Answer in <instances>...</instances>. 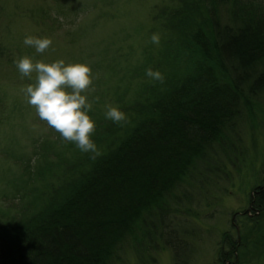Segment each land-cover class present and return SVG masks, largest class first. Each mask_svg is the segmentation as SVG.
I'll return each instance as SVG.
<instances>
[{
	"label": "trees",
	"instance_id": "obj_1",
	"mask_svg": "<svg viewBox=\"0 0 264 264\" xmlns=\"http://www.w3.org/2000/svg\"><path fill=\"white\" fill-rule=\"evenodd\" d=\"M226 1L245 10L241 18L230 12L223 23L214 6L206 15L199 2L193 14L195 0L149 6V20L140 27L146 40L137 45L140 61L131 43L125 54L121 45L111 51L125 61L118 71L126 85L114 107L127 115V123L99 119L98 110L91 111L90 139L102 155L93 160L92 153L61 138L41 154L45 169L31 171L33 165L24 163L18 209L0 207V264H114L127 238L144 256L155 237L171 230L174 190L191 172L201 180L223 173L227 161L240 164L246 154L234 127L241 110L249 115L264 96V0ZM153 31L160 36L158 48ZM149 68L160 71L164 82L151 80ZM126 86L135 95L124 102ZM260 179L249 204L264 202V174ZM61 193L63 201L50 209L49 200ZM7 196L14 198L13 192Z\"/></svg>",
	"mask_w": 264,
	"mask_h": 264
},
{
	"label": "rangeland",
	"instance_id": "obj_2",
	"mask_svg": "<svg viewBox=\"0 0 264 264\" xmlns=\"http://www.w3.org/2000/svg\"><path fill=\"white\" fill-rule=\"evenodd\" d=\"M171 1L0 0V207L19 205L16 189H21L24 181L21 174L24 163L33 165L29 168L31 171L45 169L39 165L44 159L40 158L41 154L51 144L59 146L57 142L62 138L38 117L35 107L27 103L22 89L34 83L35 73L33 79L26 82L27 77L22 76L15 61L27 56L34 64L63 60L64 66L87 65L92 78L89 89L94 91L81 93L92 103V109L86 114L92 119L95 116L90 112L98 110V118H106L108 106L117 104L115 97H121L126 85H121L122 73L118 71L125 61L117 52H112L111 56V51L121 45L125 54V44L131 43V54L140 61L137 45L146 40L140 27L149 20L150 7ZM195 1L189 12H198L201 4L207 15L214 6L223 23L231 17L230 12L241 18L245 11L226 0ZM150 26L148 23L147 27ZM125 33L128 38L118 42ZM28 36L50 38L52 44L43 53H37L23 43ZM98 81L100 86L96 84ZM126 87L124 102L135 95L134 88ZM255 104L256 107L251 106V113L247 111L249 115L241 110V118L234 127H238L236 132L246 154L240 164L231 166L227 161L221 166L223 173L201 175V180L191 172L192 176L186 177L174 190L177 198L175 204L170 205V209L175 210L174 214L170 212L171 230L165 234L162 231V237H155L154 247L144 256V252L132 249L133 244L127 238L114 264H264V202L260 207L257 203L251 207L249 204L252 189L260 184L264 174V96L257 97ZM217 155L223 159L220 152ZM58 163L63 165L61 159ZM10 192H13L12 199L7 196ZM21 197L24 201L25 196L21 194ZM64 197L61 193L50 199V209ZM149 200L151 197L146 199Z\"/></svg>",
	"mask_w": 264,
	"mask_h": 264
},
{
	"label": "clouds",
	"instance_id": "obj_3",
	"mask_svg": "<svg viewBox=\"0 0 264 264\" xmlns=\"http://www.w3.org/2000/svg\"><path fill=\"white\" fill-rule=\"evenodd\" d=\"M151 42L159 45L160 36L154 33ZM23 43L33 47L37 53H43L52 44V40L28 36ZM15 63L22 76L32 79L35 73L34 83L25 86L22 91L27 103L35 107L38 117L60 133L63 140L75 142L81 152L92 153L91 159L102 155L95 142L90 139L95 125L86 112L92 109V103H86V97L81 95L85 90L94 91L89 89L92 84L90 68L81 63L64 66L63 60L52 63L36 61L34 64L27 56ZM146 75L160 83L165 79L160 71L151 68L147 69ZM105 115L121 126L128 120L127 115L117 107L108 106Z\"/></svg>",
	"mask_w": 264,
	"mask_h": 264
},
{
	"label": "flooded vegetation",
	"instance_id": "obj_4",
	"mask_svg": "<svg viewBox=\"0 0 264 264\" xmlns=\"http://www.w3.org/2000/svg\"><path fill=\"white\" fill-rule=\"evenodd\" d=\"M258 191H256V193H257ZM256 203L255 202H253V199H252V201H250V207L251 206H253V205H255ZM257 205H258V207L261 205L259 202H257Z\"/></svg>",
	"mask_w": 264,
	"mask_h": 264
}]
</instances>
